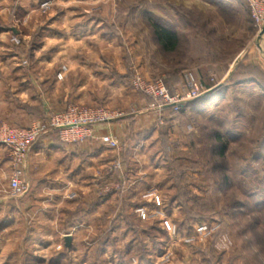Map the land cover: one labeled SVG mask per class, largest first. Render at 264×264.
Masks as SVG:
<instances>
[{"label": "rangeland", "instance_id": "obj_1", "mask_svg": "<svg viewBox=\"0 0 264 264\" xmlns=\"http://www.w3.org/2000/svg\"><path fill=\"white\" fill-rule=\"evenodd\" d=\"M137 74L211 89L156 109ZM69 104L123 112L99 124L123 121L119 147L100 130L32 160L50 132L16 165L0 144V264H264V37L244 0H0V123Z\"/></svg>", "mask_w": 264, "mask_h": 264}, {"label": "built area", "instance_id": "obj_2", "mask_svg": "<svg viewBox=\"0 0 264 264\" xmlns=\"http://www.w3.org/2000/svg\"><path fill=\"white\" fill-rule=\"evenodd\" d=\"M244 4L251 13L255 30L259 36L264 28V0H244ZM132 86L135 90L157 101L152 105L153 108L173 107L175 110H180L186 102L201 97L211 89L204 87L191 74L186 76L183 94H171L162 78L146 80L138 74L133 78ZM123 115H125L123 112L104 106L69 104L60 110L48 113L44 120L37 121L30 126H11L1 122L0 144L10 149L16 165L18 163L25 165L30 150L43 135L53 132L65 144L83 143L96 139L97 125L117 120ZM100 139L110 149L119 147V141L113 134L103 135ZM21 172V169H16L10 180V188L15 195H21L27 191V184L21 179Z\"/></svg>", "mask_w": 264, "mask_h": 264}, {"label": "crops", "instance_id": "obj_3", "mask_svg": "<svg viewBox=\"0 0 264 264\" xmlns=\"http://www.w3.org/2000/svg\"><path fill=\"white\" fill-rule=\"evenodd\" d=\"M58 110H60L62 107L61 106H57ZM121 122L123 121H118L117 123H109L107 124V126H96V131H100L102 133L106 132V133H112L114 135H118V129L117 127L122 126ZM104 130V132H103ZM101 135V134H100ZM56 140V139H54ZM59 140V139H58ZM89 142V141H86ZM65 143L59 141H51L50 139H44L41 142H39L37 145H35L34 149H33V154H32V160H36L39 159L41 160L42 156L44 157L45 154L46 155H50L53 151H57V150H62V149H67V147H64ZM96 145L94 142L91 143V146ZM47 151V152H46ZM52 158V155L50 156ZM43 163V162H42ZM44 165V164H43ZM39 172L37 173H42V168L40 167L38 169ZM46 188V187H44ZM66 188V187H65ZM55 190V189H64V187L62 186H52L47 188V190Z\"/></svg>", "mask_w": 264, "mask_h": 264}, {"label": "trees", "instance_id": "obj_4", "mask_svg": "<svg viewBox=\"0 0 264 264\" xmlns=\"http://www.w3.org/2000/svg\"><path fill=\"white\" fill-rule=\"evenodd\" d=\"M152 26L158 42L164 49L172 51L178 47L179 36L176 31L168 29L167 27L156 21H152Z\"/></svg>", "mask_w": 264, "mask_h": 264}, {"label": "water", "instance_id": "obj_5", "mask_svg": "<svg viewBox=\"0 0 264 264\" xmlns=\"http://www.w3.org/2000/svg\"><path fill=\"white\" fill-rule=\"evenodd\" d=\"M263 34H264V28L260 32L259 37L263 36ZM65 240H66V245L70 246V243H71V240H72V236L71 235H67Z\"/></svg>", "mask_w": 264, "mask_h": 264}, {"label": "bare ground", "instance_id": "obj_6", "mask_svg": "<svg viewBox=\"0 0 264 264\" xmlns=\"http://www.w3.org/2000/svg\"><path fill=\"white\" fill-rule=\"evenodd\" d=\"M264 37V36H263Z\"/></svg>", "mask_w": 264, "mask_h": 264}]
</instances>
